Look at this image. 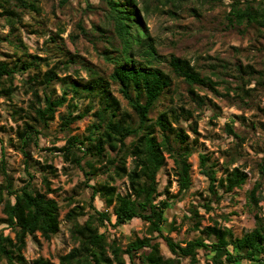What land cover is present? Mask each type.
Listing matches in <instances>:
<instances>
[{
	"label": "trees",
	"instance_id": "trees-1",
	"mask_svg": "<svg viewBox=\"0 0 264 264\" xmlns=\"http://www.w3.org/2000/svg\"><path fill=\"white\" fill-rule=\"evenodd\" d=\"M68 1L59 0L58 4L64 7ZM101 1L110 28L93 23L90 33L83 19L79 18L69 36L75 44L86 36L94 38L96 34L101 37L105 41L101 49L95 41L90 43L110 66L109 73L89 69V78L80 81L70 75L60 77L55 69H48L40 75L38 67L43 59L27 53L22 40L16 35V29L14 31L23 14L39 13L40 7L34 0H0V20L10 26L8 42L20 51L16 60L0 61V95L12 96L11 84L16 72L38 70L23 79L26 92L32 96L28 107L30 111L24 117L17 112L22 111L21 108L15 111L25 118L22 129L17 130L18 149L26 159L27 172V178L21 185L14 186L12 177L6 171L4 158L0 160L3 215L0 217V264H175L178 258H188L190 264H197L200 250L206 253L212 264H264V212L260 210L254 212L253 227L241 236H234L230 228L217 223L200 230L207 240L197 236L186 241H174L165 232L167 210L175 202L168 196L167 188L158 189L157 174L165 164L164 153H167L174 163L178 192L183 194L190 188L189 158L194 149L184 128L172 124H178L181 116L185 120L190 119L191 113L182 107L181 115L172 107L165 106L155 118L150 113L163 106L166 95L173 92L174 77L185 83L186 96L197 105L202 104L203 99L194 87L206 86L215 90L216 82L197 71L189 60L176 55H170L166 60L173 76L159 65L161 56L147 33L142 17L151 8H159L153 0ZM86 6L91 7L89 3ZM224 18L227 28L251 25L264 28V5L257 0H232ZM55 39L50 37V42ZM58 48L65 50L60 46ZM63 55L68 59L77 57L76 61L84 64V59L78 54L63 51ZM112 85L134 116L121 105L111 89ZM71 98L88 99V104L84 110L74 114L72 107H77L71 103ZM65 104L67 111L60 115V132L68 133L74 122L89 113L93 120L84 134L66 137L65 144L58 149L63 159L80 167L87 180L96 176L97 164H105L111 182L115 178H125L128 191L119 193L109 181L85 184L91 190L88 202L93 212H87L84 206H75L65 214L66 220L71 222L70 235L76 245L58 255L57 263L41 256L27 263L23 253L27 236L36 238V233H39L43 239L50 240L60 230L61 208L58 201L49 196L53 192L48 177L52 167L47 165L41 169L45 188L41 191L28 170L32 165L27 160L30 158L27 148L48 130L56 111ZM226 127L229 134L239 137L232 125L227 124ZM192 130L197 133L195 127ZM127 157L132 159L130 167L126 165ZM198 157L200 172L208 180L207 189L215 199L220 197L217 187L222 193H229L247 180V173L238 166L229 171L226 169L225 176L217 178L215 165L209 164L210 157L205 153H199ZM257 169L261 179H264V155ZM259 186L260 182H256L246 193V203L252 208H258L256 191ZM97 201L101 202L100 206ZM203 205L206 211L211 209L210 203ZM85 215L86 219L79 222L78 217ZM135 218L148 223L149 231L155 232L164 241L173 258H165L160 253L159 242L153 241L152 237H135L125 247L114 239L109 240L107 225L121 226ZM188 218L194 226H199L201 217L195 207L191 208Z\"/></svg>",
	"mask_w": 264,
	"mask_h": 264
},
{
	"label": "rangeland",
	"instance_id": "rangeland-1",
	"mask_svg": "<svg viewBox=\"0 0 264 264\" xmlns=\"http://www.w3.org/2000/svg\"><path fill=\"white\" fill-rule=\"evenodd\" d=\"M34 1L40 7V12L23 14L22 21L16 24L14 31L16 29V35L22 40L27 53L43 59L38 67L40 75L48 69H55L60 77L70 75L86 81L89 69L109 73L110 66L93 50L90 43L95 41L101 49L105 44L101 37L96 34L94 38L86 36L75 44L69 36L79 18L83 19L85 28L90 33L93 23L110 28L101 0H69L64 7L59 6V0ZM231 1L153 0L159 8H151L150 12L142 16L147 33L161 56L159 65L164 71L173 76L166 60L170 55H176L189 60L197 71L216 82L215 90L206 86L194 87V91L203 99V103L197 105L186 96L185 83L174 77L175 89L166 95L163 106L150 113L155 118L164 106L172 107L181 115L182 107L191 113L190 119L185 120L181 116L178 124H172L184 128L189 144L194 149L189 158L190 188L183 194L178 192L174 163L167 153H164L165 164L157 174L158 189L161 191L167 188L168 196L175 202L167 210V224L164 228L174 241H186L197 236L207 240L200 230L214 223L230 228L234 236H241L253 227L255 210L264 212V179H261L257 169L264 155V28L254 25L227 28L224 17ZM257 1L264 5V0ZM87 3L91 5L90 8L86 6ZM9 29L10 26L0 20V61L16 60L20 54L8 42ZM50 37H56L55 41L50 42ZM58 46L73 55L78 54L84 59V64L77 62V57L66 58ZM38 70L16 72L11 84L12 96L0 95V160L4 158L6 171L12 177L15 187L27 178L26 159L18 149L17 138V130L22 129L25 120L21 117L30 111L28 107L32 99L31 93L25 90L23 79ZM55 88L59 94L58 84ZM111 89L121 105L134 116L116 92L115 85ZM70 101L77 107H72L74 114L84 110L88 104V99L85 98H71ZM18 108L22 111H17ZM66 111V104L58 108L54 119L49 122L48 130L27 148L30 155L27 160L32 165L28 170L33 174L32 181L41 191L45 189L41 178L44 172L41 169L47 165L52 167L48 177L53 192L49 196L56 199L61 207L60 230L50 240L43 239L39 233H36V238L27 236L23 251L27 263L39 256L57 263L58 255L68 252L76 245L70 235L71 222L66 220L65 214L75 206H84V210L93 212L88 202L91 190L85 184L109 181L119 193L128 191L125 178H115L111 182L105 164H97L96 176L87 180L80 167L63 159L62 152L58 149L65 144L66 137L84 134L93 120L89 113L74 122L68 133L60 132V115ZM227 124L232 125L239 137L227 132ZM193 127L197 133L193 132ZM199 153L210 157L209 164L215 165L217 178L224 177L226 169L229 171L238 166L247 173L246 182L229 193H222L217 187L220 197L215 199L207 189L208 180L200 172ZM131 160V157H127V167L131 166ZM256 182H260L256 191L258 208H252L246 203V193ZM203 203H210L211 209L206 211ZM96 204L100 206L101 202ZM1 207L0 204V217L3 216ZM193 207L201 217L199 226H194L188 218ZM86 217L87 215L79 216L78 221L82 222ZM107 234L109 240L114 239L121 247H125L135 237H152L153 241L159 242L160 253L165 258L174 257L164 241L155 232H150L148 223L141 219L135 218L116 227L107 225ZM199 253L197 264H212L203 250ZM175 264L190 262L188 258H178Z\"/></svg>",
	"mask_w": 264,
	"mask_h": 264
}]
</instances>
